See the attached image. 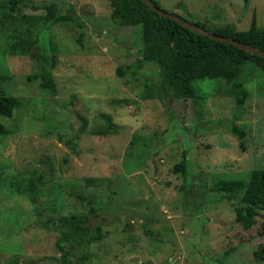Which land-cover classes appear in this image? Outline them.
I'll return each mask as SVG.
<instances>
[{"label": "rangeland", "instance_id": "rangeland-1", "mask_svg": "<svg viewBox=\"0 0 264 264\" xmlns=\"http://www.w3.org/2000/svg\"><path fill=\"white\" fill-rule=\"evenodd\" d=\"M52 1L72 5L80 26L44 27L39 7ZM158 1L210 28L233 23L238 39L264 46V0ZM14 2L0 0V90L20 99L11 116L0 117L9 130L0 135V264H63L55 227L62 216L88 212L80 195L99 209L92 220L103 226L79 264H264L253 256L264 245L260 218L244 228L234 220L240 202L212 190L264 168V70L251 62L242 69L249 93L237 120L241 146L232 131L235 92L223 78L196 80V99L164 88L148 96L146 85L160 87L158 68L130 73L144 47L140 28L115 24L108 0H17L20 9L11 11ZM13 35L43 49L55 45V95L28 80L32 58L4 50ZM144 144V162L124 174L129 154L140 156ZM185 157L183 176L173 167ZM24 172L40 175L28 181L30 196L16 190L18 181L5 185ZM181 185L192 186L187 199Z\"/></svg>", "mask_w": 264, "mask_h": 264}, {"label": "trees", "instance_id": "trees-1", "mask_svg": "<svg viewBox=\"0 0 264 264\" xmlns=\"http://www.w3.org/2000/svg\"><path fill=\"white\" fill-rule=\"evenodd\" d=\"M108 1L111 9L110 18L115 24L132 27L139 26L140 28L144 47L142 56L135 59L133 67L130 68V73L136 75L144 64H153L158 68L161 76L160 87H149L146 85V89L149 90L148 96L152 97L154 90L164 88L170 91V95L173 98L196 99L199 97L194 85L196 80L223 78L227 83H231L235 92L232 131L237 134L240 139L239 144L242 146V138L245 135V131L237 120L241 117V110L246 103L249 91L243 85L240 77L246 62H251L256 67L264 70V58L240 49L231 43L217 41L208 35L193 31L172 18L160 16L142 0ZM151 1L157 7L163 9L158 0ZM248 1L243 0L245 4ZM16 3L17 0L6 7L11 11L19 10V4L13 7ZM39 8L45 10L42 21L44 27L50 28L52 24L62 21H69L76 26H80L73 15L74 8L72 5L61 7L58 2L52 1L41 5ZM6 12L10 13V11ZM3 14L11 15L5 14L4 11ZM193 23L211 33L231 37L264 50V46L256 42H245L234 36L233 29L235 25L233 23H227L215 28H210L200 21ZM16 31L17 29L14 30V32ZM13 37L15 41L4 47V50L10 54H27L32 58L36 68L31 74L27 75L28 80L38 81L42 93L55 95L57 93V86L53 76V70L56 66L55 45L52 41H49L50 46L48 49H43L33 38H20L14 35ZM81 37L82 32L79 34V41ZM125 72L121 67L116 69L118 76H122ZM19 103L20 99L18 97L6 95L0 90V117L11 116L14 109L19 107ZM110 125L108 124L107 126L110 127ZM8 133V128L0 123V135H7ZM145 146V144L144 146H138L142 151L140 156H136L137 153L135 152L129 154L130 158L125 165L124 174L133 172L144 162L145 151L149 150L144 148ZM173 170L186 176L188 174L186 157L176 163ZM21 174L18 176L12 175L15 182L10 181L5 185H14L18 181L17 185H15L16 190L30 196L32 191L28 181L30 179H39L40 175L34 172ZM180 188L184 192V199H187L189 193L191 195L192 186L190 185L189 189H185V186L181 185ZM212 190L222 193L227 200L240 202L234 208V220L244 228L250 227L256 217H259V233L264 236V168L251 170L247 182L242 180H220L213 186ZM80 198L86 200L87 204H89L88 212L84 215L69 214L62 216L58 227H55V230L59 233L56 247L64 251L60 257L63 264H79L86 258L85 248L91 242L98 241L102 237L103 224L92 220V217L98 215L99 209L92 205L91 199L82 195H80ZM43 226L49 229L54 228L52 225H47V223H44ZM231 251L232 249L226 250L223 256L226 257ZM253 256L256 259L264 260V245H259L253 251Z\"/></svg>", "mask_w": 264, "mask_h": 264}, {"label": "water", "instance_id": "water-1", "mask_svg": "<svg viewBox=\"0 0 264 264\" xmlns=\"http://www.w3.org/2000/svg\"><path fill=\"white\" fill-rule=\"evenodd\" d=\"M142 1L147 6H149L152 10L156 11L160 16L172 18V19L176 20L177 22H179L180 24H182L183 26H185V27H187L193 31L208 35L217 41L231 43L240 49L246 50L250 53H255L256 55L264 58V50H262L261 48H259L257 46H253V45H250L248 43L241 42V41L233 39L231 37H225L222 35L211 33L209 31L203 29L202 27L198 26L197 24L184 19L183 17H181L180 15H178L176 13L168 12L166 10H163V9L157 7L151 0H142Z\"/></svg>", "mask_w": 264, "mask_h": 264}]
</instances>
